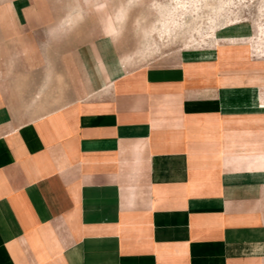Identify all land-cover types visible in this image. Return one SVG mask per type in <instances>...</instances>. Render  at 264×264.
I'll use <instances>...</instances> for the list:
<instances>
[{
	"label": "crops",
	"instance_id": "crops-1",
	"mask_svg": "<svg viewBox=\"0 0 264 264\" xmlns=\"http://www.w3.org/2000/svg\"><path fill=\"white\" fill-rule=\"evenodd\" d=\"M42 16L0 0V264H264V169L228 125L263 112L244 107L257 86L222 82L246 68L129 69Z\"/></svg>",
	"mask_w": 264,
	"mask_h": 264
},
{
	"label": "rangeland",
	"instance_id": "rangeland-1",
	"mask_svg": "<svg viewBox=\"0 0 264 264\" xmlns=\"http://www.w3.org/2000/svg\"><path fill=\"white\" fill-rule=\"evenodd\" d=\"M36 3L43 11V21L47 24L44 28L57 18L59 44L68 40L77 45L104 36L114 41L123 65L129 69L172 65L178 53L185 59H211L219 51L246 68V72L223 77V83L257 86L251 95L243 97L248 105L252 104L258 88L264 92V0H99L94 3L36 0ZM77 14L81 18L77 19ZM45 33L48 39L50 32ZM234 97L239 96L233 94ZM260 114L263 118L254 130V137L241 139L238 133L230 134L229 139L242 144L235 151L264 153V113ZM250 157L252 168L264 169V158ZM255 179L262 184L254 196L264 218V172Z\"/></svg>",
	"mask_w": 264,
	"mask_h": 264
},
{
	"label": "bare ground",
	"instance_id": "bare-ground-1",
	"mask_svg": "<svg viewBox=\"0 0 264 264\" xmlns=\"http://www.w3.org/2000/svg\"><path fill=\"white\" fill-rule=\"evenodd\" d=\"M193 4H194V2H193ZM230 54H231V52H230ZM244 107H246L248 110L262 111L264 113V92L261 94H259V92L255 93L253 96V99H252V104H250L249 106H244ZM247 109H242L241 107H239L238 109L236 108L235 110H241L242 111V110H247ZM261 118H263V117L240 118V120L233 119V120L228 122V125H231L233 127V130L235 129V131H233V133H238L239 135H241V138H243L245 136H249L250 138H252L256 135L254 133V130L259 127ZM253 153H255V152L249 153V157L251 155H258L259 157L264 158V153L263 154H253ZM254 157L255 156H253V158ZM250 158H252V157H250ZM257 160H259V159H257ZM254 161H255V159H254Z\"/></svg>",
	"mask_w": 264,
	"mask_h": 264
}]
</instances>
